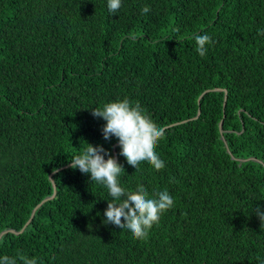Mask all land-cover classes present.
Masks as SVG:
<instances>
[{"label":"trees","instance_id":"obj_1","mask_svg":"<svg viewBox=\"0 0 264 264\" xmlns=\"http://www.w3.org/2000/svg\"><path fill=\"white\" fill-rule=\"evenodd\" d=\"M2 231L0 264H264V0H0Z\"/></svg>","mask_w":264,"mask_h":264},{"label":"water","instance_id":"obj_2","mask_svg":"<svg viewBox=\"0 0 264 264\" xmlns=\"http://www.w3.org/2000/svg\"><path fill=\"white\" fill-rule=\"evenodd\" d=\"M219 89H221V88H215L214 90H219ZM222 90V89H221ZM208 91H210V90H206L205 92H208ZM224 91H225V102H224V105L226 104V101H227V89H224ZM204 92V93H205ZM204 93L201 95V97L204 95ZM199 112H200V109H199ZM220 130H221V132L223 133L224 132V130H223V120L221 121V123H220ZM157 136V134L156 135H153V136H151V137H142V139H146V140H151L152 138H155ZM224 141H225V143H226V146H227V148H228V144H227V141L224 139ZM119 143H121V142H118V144ZM228 151H229V149H228ZM114 154H115V158H114V160H106V161H108V162H110L111 164H113V163H116L117 162V159H118V157H117V152H116V149L114 148ZM253 159H255V158H253ZM258 160V159H257ZM53 196H51V197H48V198H46L44 201H46V200H48V199H50V198H52ZM42 203H40L38 206H36L35 207V209H34V211H33V213H32V215H31V217L29 218V220L27 221V223H26V225L27 224H29V222L32 220V218H33V216H34V214H35V212H36V210H37V208L41 205ZM25 225V226H26ZM23 230V229H22ZM21 230V231H22ZM11 231H13V232H15L14 230H11ZM20 231V232H21ZM7 231H2L1 232V234H0V239H1V237L6 233Z\"/></svg>","mask_w":264,"mask_h":264},{"label":"rangeland","instance_id":"obj_3","mask_svg":"<svg viewBox=\"0 0 264 264\" xmlns=\"http://www.w3.org/2000/svg\"><path fill=\"white\" fill-rule=\"evenodd\" d=\"M215 89V88H214ZM214 89H207V90H214ZM219 90H221V89H219Z\"/></svg>","mask_w":264,"mask_h":264}]
</instances>
